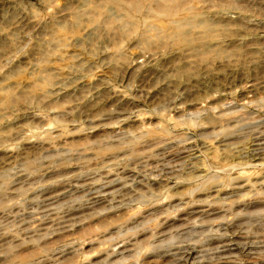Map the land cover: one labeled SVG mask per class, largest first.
Segmentation results:
<instances>
[{
    "label": "rangeland",
    "instance_id": "rangeland-1",
    "mask_svg": "<svg viewBox=\"0 0 264 264\" xmlns=\"http://www.w3.org/2000/svg\"><path fill=\"white\" fill-rule=\"evenodd\" d=\"M261 140L264 0H0V264H264Z\"/></svg>",
    "mask_w": 264,
    "mask_h": 264
},
{
    "label": "bare ground",
    "instance_id": "bare-ground-1",
    "mask_svg": "<svg viewBox=\"0 0 264 264\" xmlns=\"http://www.w3.org/2000/svg\"><path fill=\"white\" fill-rule=\"evenodd\" d=\"M258 145H264V140H261L260 143ZM235 245V244H234ZM192 254H187L186 256H184L182 258L184 264H188L189 259L191 258Z\"/></svg>",
    "mask_w": 264,
    "mask_h": 264
}]
</instances>
